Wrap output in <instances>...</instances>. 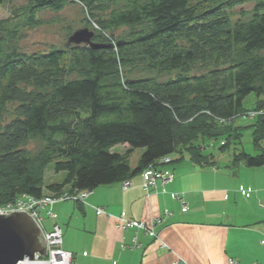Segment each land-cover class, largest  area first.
<instances>
[{"label": "trees", "instance_id": "16d2710c", "mask_svg": "<svg viewBox=\"0 0 264 264\" xmlns=\"http://www.w3.org/2000/svg\"><path fill=\"white\" fill-rule=\"evenodd\" d=\"M79 1L105 30L94 36L104 47L22 53L17 29L0 26V204L24 193L41 196L51 163L65 175L46 186L55 195L123 183L166 164L160 163L165 157L208 164L214 158L208 143L220 140L224 149L241 139L233 119L247 112L244 100L252 92L261 112L253 140L261 152L241 150L234 162L264 165V0L240 22L230 11L247 0ZM68 2L33 0L27 24L42 25L37 12H58ZM122 26L140 28L124 38L109 35ZM194 63L207 72L188 76ZM137 66L181 73L161 82L125 79L124 70ZM8 103H16L15 116L3 126ZM30 141L40 148L24 147ZM118 144L128 146L125 153L113 151ZM138 147L144 152L132 168L128 153ZM174 153L180 156L173 159Z\"/></svg>", "mask_w": 264, "mask_h": 264}, {"label": "crops", "instance_id": "0c3cea01", "mask_svg": "<svg viewBox=\"0 0 264 264\" xmlns=\"http://www.w3.org/2000/svg\"><path fill=\"white\" fill-rule=\"evenodd\" d=\"M159 169L171 171L173 180L149 190L143 181L75 238L74 264H264V165L233 157L222 168L215 156L208 164L186 156ZM121 218L146 223L156 236L122 229Z\"/></svg>", "mask_w": 264, "mask_h": 264}, {"label": "rangeland", "instance_id": "374dc122", "mask_svg": "<svg viewBox=\"0 0 264 264\" xmlns=\"http://www.w3.org/2000/svg\"><path fill=\"white\" fill-rule=\"evenodd\" d=\"M32 2L33 0H3V2L0 3V26L8 30L14 27L17 29L18 37L15 39V42L18 43V50L22 53H45L53 48L66 49L67 45L73 44L70 43L69 40L76 31L88 29L95 32L103 29L99 25L100 28H94V20H92L93 17H91L89 9L83 6L79 0H69L66 6L58 12L51 9H43L37 12V17L43 20V24L32 27L27 24L26 20ZM257 2L258 0H247L231 10L230 16L233 22L249 20L253 15ZM138 28L140 27L122 26L112 32L110 31L109 35L112 33L114 37L124 38ZM103 31L105 30L103 29ZM207 70L208 67L204 63H194L189 67L188 76L200 75L206 73ZM180 73L181 71L178 70L163 74L143 66H137L126 68L123 72V76L127 80L152 78L161 82L174 79ZM261 99H264V96H262ZM258 100L259 98L255 92L250 93L244 100V108L247 112L233 119L234 127L241 126L238 130L239 133H241L240 140L236 139L232 141V143L224 149L219 148L221 143L220 140L214 143H208L207 150L214 154L218 165L222 168L229 166V162L233 160L234 154L241 150L252 155L260 152L259 149L261 148H258L253 141L254 127L252 126L257 114L261 113L256 112L254 109L257 106ZM15 108L16 103L7 104L2 118L3 126H6L14 119ZM221 123L226 124L227 122L224 120L221 121ZM262 144L264 146V141H262ZM40 145V141H30L26 143L24 147L37 150L40 148ZM127 148V145L118 144L114 147L113 151L125 153ZM143 152L144 148L138 147L128 153V159L132 168L137 165ZM179 156V153H174L172 155L174 158H178ZM162 165L163 164L159 165L158 168ZM64 177L65 175L63 172L57 173L54 171L53 163L49 164L44 176L45 191L41 196L51 195V193L46 190V186L53 182H61ZM130 181L131 185L126 189H124L123 183L101 186L88 194L84 202L69 199L53 203L50 206L52 214H47L46 212L43 214L48 228H52L54 224H58L63 231L64 248L70 250L75 238L144 181L143 173L136 175L130 179ZM68 192L70 193L67 188L62 191L61 194H68ZM248 193L251 194V192ZM34 196L38 197L36 195ZM8 202H4L0 204V206ZM99 207L105 210L101 214L97 213V208ZM17 264H19V262Z\"/></svg>", "mask_w": 264, "mask_h": 264}, {"label": "built area", "instance_id": "2783aa9c", "mask_svg": "<svg viewBox=\"0 0 264 264\" xmlns=\"http://www.w3.org/2000/svg\"><path fill=\"white\" fill-rule=\"evenodd\" d=\"M96 26V24H95ZM254 114V112H253ZM224 121V120H223ZM170 157L163 158L160 163H168L170 161ZM144 188L146 190H149L150 188H156L157 182L160 180L163 183L171 182L174 178L173 173L169 170L164 169H155L152 166H150L144 173ZM131 185L130 180H126L123 182L124 189L128 188ZM243 191H245L242 188ZM91 191H76V192H68V194H60V195H47V196H38L35 197L31 194H23L16 200L12 202H8L6 204H3L0 206V214H10L14 211H25L29 213V215L32 213L33 217L36 218V220L40 221V213L41 210H44L46 212L48 211V207L45 203L52 204L57 201H63V200H79L84 202L85 198L90 194ZM246 195L250 196V193L246 191ZM176 197L181 200V196L176 194ZM47 207V210H46ZM188 209V206L184 204L183 211H186ZM98 213H103L104 208L99 207L97 209ZM166 214H169V211H166ZM154 224V222L152 223ZM120 227L122 229H128V228H145L149 229L150 234L156 236V233L154 232L153 228H148L146 223L142 221L137 220H127L126 218H121L120 220ZM62 228L56 224L53 230L47 231L45 235H47V253L46 255L42 256L39 254H36L34 259L25 258L24 260L20 261L19 264H74L73 262V253L63 246V238H62ZM134 247H140V244L136 241H134ZM229 264H239L237 260H230ZM258 264V263H255Z\"/></svg>", "mask_w": 264, "mask_h": 264}, {"label": "water", "instance_id": "95a60500", "mask_svg": "<svg viewBox=\"0 0 264 264\" xmlns=\"http://www.w3.org/2000/svg\"><path fill=\"white\" fill-rule=\"evenodd\" d=\"M94 35L88 29L79 30L69 42L92 48L102 47L93 41ZM46 251L44 233L29 214L23 211L0 214V264H17L25 258L34 259L36 254L44 256Z\"/></svg>", "mask_w": 264, "mask_h": 264}, {"label": "bare ground", "instance_id": "6f19581e", "mask_svg": "<svg viewBox=\"0 0 264 264\" xmlns=\"http://www.w3.org/2000/svg\"><path fill=\"white\" fill-rule=\"evenodd\" d=\"M150 166H152L153 168H155V169H159L158 168V166H153V165H150ZM149 166V167H150ZM148 167V168H149ZM147 168V169H148ZM147 169H145L144 170V172L147 170ZM243 191V190H242ZM53 204V203H52ZM52 204H47V203H45V205L46 206H49L48 207V211H50L49 213L48 212H46V211H44V210H41V213H40V221L38 222L37 220H36V218L35 217H33V215H32V213L30 214V216L35 220V221H37V223L39 224V226H40V228L42 229V231H43V233H44V238H45V240L48 238L47 237V235H45L46 234V232L48 231H51V230H53L54 229V227L56 226L55 224L52 226V228H48V224H47V222H46V220H45V218L43 217V214L46 212L47 214H52V212H51V210H50V206L52 205ZM98 209V208H97ZM46 210H47V207H46ZM105 211V210H104ZM23 212H25V211H23ZM98 213V212H97ZM98 214H100V213H98ZM62 233H63V231H62ZM62 238H63V234H62ZM46 243H47V240H46ZM48 244V243H47ZM64 246V245H63Z\"/></svg>", "mask_w": 264, "mask_h": 264}]
</instances>
